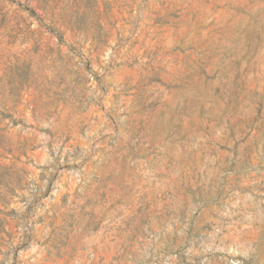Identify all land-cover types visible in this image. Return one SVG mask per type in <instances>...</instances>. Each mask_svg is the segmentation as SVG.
I'll return each mask as SVG.
<instances>
[{
    "label": "rangeland",
    "instance_id": "374dc122",
    "mask_svg": "<svg viewBox=\"0 0 264 264\" xmlns=\"http://www.w3.org/2000/svg\"><path fill=\"white\" fill-rule=\"evenodd\" d=\"M0 264H264V0H0Z\"/></svg>",
    "mask_w": 264,
    "mask_h": 264
}]
</instances>
